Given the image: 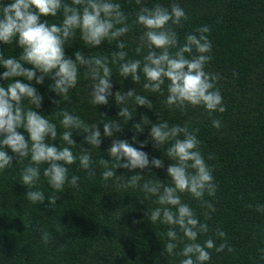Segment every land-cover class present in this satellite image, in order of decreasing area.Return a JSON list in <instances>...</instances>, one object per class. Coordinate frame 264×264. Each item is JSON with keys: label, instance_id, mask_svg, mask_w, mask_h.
Segmentation results:
<instances>
[{"label": "trees", "instance_id": "1", "mask_svg": "<svg viewBox=\"0 0 264 264\" xmlns=\"http://www.w3.org/2000/svg\"><path fill=\"white\" fill-rule=\"evenodd\" d=\"M9 2L0 0L2 4ZM118 2L129 16V23L135 20L140 5L135 0ZM142 3L147 7L157 3L170 7L178 3L185 10L188 19L175 29L181 43L197 28H210L207 35L212 43L211 60L205 70L220 77L216 87L226 111L209 116L203 107H189L187 111L168 108L166 90L163 96L150 93L143 89V76L140 82L134 83L130 77H120L115 65L112 66L113 93L134 88L153 103V108L148 109L129 101L133 116L127 123L117 115L120 106L116 105L114 95L109 97L107 106L95 107L90 103V81L83 73L77 87L70 90L68 101L51 91L53 81L48 77L43 84L27 81L24 77L13 78L12 82L31 83L43 96L41 108L33 106V110L55 123L58 133L55 140L46 138V142L58 148L65 146L60 139L64 131L60 125L62 117L58 116L64 109L87 124L96 123L102 135L104 122L121 120L122 130L115 138L126 139L137 148L139 142L148 141L142 150L150 159H163L164 168L133 171L121 168L116 170L117 177L104 181L99 159H110L106 150L113 138L104 137L97 149L85 142L87 133L73 132V153L79 156L84 149L89 150L96 175L90 176L81 169L77 160L68 166V175L69 178L79 177V187L66 183L63 191L56 194V202L50 205L47 197L54 195L55 190L43 176V169L48 165H42L40 180L33 190L42 191L46 199L43 204H32L26 198L29 189L20 183V172L29 159L21 161L13 156L12 165L0 171V264H180L183 257L161 254L168 242L165 233L169 226L159 222L153 224L146 215L158 206L156 197L146 198L139 189L123 186L127 178L137 173L143 176L141 183L157 179L166 185L170 183L166 169L172 161L166 157V146L153 148L154 142L148 135L151 123H145L143 132L133 127L142 119L155 123L161 118L170 126L187 124L190 130L198 129L200 151L217 185L215 196L207 193L204 196L215 211L202 208L199 201L187 193L182 194L183 202L193 208L200 223L209 227L207 233L198 236L197 242L203 244L210 237L217 247L226 242L232 248L231 252L227 248L219 253L209 250L211 259L205 264H264V212L257 210L264 205V0H142ZM61 19L59 15L41 17V22L59 23ZM142 31L134 25L122 38L127 44L128 59L143 58L135 52ZM20 51L16 41L11 45L0 43V52L6 58H18ZM76 51L83 52L86 57H110L119 49L115 43L107 41L96 48H88L77 33L65 45V55L75 59ZM24 67L30 69L32 66L25 64ZM4 71L6 69L0 66V74ZM8 83L0 79V86L7 87ZM213 119L220 120L219 129L212 126ZM18 131L28 138L22 128ZM5 150L13 155L10 149ZM209 156L212 159H208ZM206 212L210 219L205 218ZM37 228L49 232L47 245L41 241ZM218 230L226 233L225 238L216 235ZM177 232L183 237L178 228ZM182 247L178 245L175 251L179 252Z\"/></svg>", "mask_w": 264, "mask_h": 264}, {"label": "clouds", "instance_id": "2", "mask_svg": "<svg viewBox=\"0 0 264 264\" xmlns=\"http://www.w3.org/2000/svg\"><path fill=\"white\" fill-rule=\"evenodd\" d=\"M135 3L140 7L131 23L118 0H10L7 4L0 3V43L11 45L16 41L21 49L18 58H6L0 52V66L6 69L0 74V79L9 81L7 87L0 86V171L12 165L13 156L21 161L29 159L28 165L20 172V183L29 189L26 198L32 204H43L46 199L42 191L33 190L40 180L42 165H48L43 169V176L55 190L54 195L47 197L50 205L56 202V194L63 191L66 183L79 187V177L73 175L69 178L68 175V166L77 160L81 169L90 176L96 175L89 150L84 149L79 156L73 153V132L87 133L85 142L97 149L104 137L113 138L106 150L110 159H99L104 169L101 173L104 181L117 177V169H161L164 161L155 157L150 159L149 154L142 150L148 141L139 142L140 147L137 148L126 139H116L115 134L123 127L121 120L104 122L102 135L96 123L87 124L67 109L58 113L64 129L60 139L65 146L58 148L46 142V138L56 139L57 125L33 110V106L37 109L42 106L43 96L38 90L31 83L12 82L15 77H24L30 82L35 80L37 84H43L48 77L53 81L51 91L68 101L70 90L77 87L83 73L84 78L90 81V103L95 107L107 106L109 97L114 95L116 105L120 106L117 115L126 123L133 116L129 101L148 109L153 108V103L134 88L113 93V65L120 77H130L134 83L140 82L143 76V89L150 93L163 96L166 90L165 104L168 108L187 111L189 107H203L209 116L226 111L223 97L216 87L220 77L205 70L211 60L212 43L207 35L210 28H197L181 43L175 29L182 27V21H186L188 16L178 3H172L170 7L160 3L147 7L142 0H135ZM58 15L62 17L59 23L41 22V17ZM134 25L143 29L135 47V52L143 55L142 59H128L127 44L122 39ZM77 33L88 48H96L107 41L115 43L119 51H113L110 57H86L83 52L76 51L75 59L68 58L65 45ZM25 64L32 67L25 68ZM145 123H151L148 135L154 142L153 148L166 146V157L172 161L166 169L170 183L166 185L158 179L141 183L143 176L137 173L127 178L123 186L139 189L146 198L156 197L158 206L146 215L153 224L159 222L169 226L165 233L168 242L161 254L183 257L180 264H205L211 259L209 250L215 249L219 253L227 248L231 252L232 248L226 242L217 247L210 237L203 244L197 242L198 236L207 233L209 227L200 223L193 208L182 200V194L187 193L199 201L202 208L215 211L212 203L204 199L206 193L215 196L217 185L212 169L200 151L198 129L190 130L187 124L170 126L162 118L155 123L142 119L133 127L137 132H143ZM212 126L219 129L220 120L213 119ZM21 128L27 133V139L18 131ZM5 149H10L13 155ZM257 210L264 212V205ZM204 215L210 219L207 212ZM177 228L183 237L178 235ZM36 230L47 245L49 232L42 228ZM216 235L223 239L226 233L218 230ZM180 244L183 247L176 252ZM60 248L62 250L63 246Z\"/></svg>", "mask_w": 264, "mask_h": 264}]
</instances>
